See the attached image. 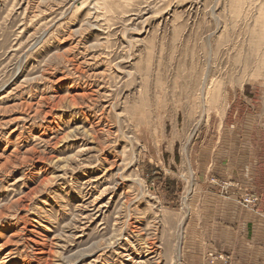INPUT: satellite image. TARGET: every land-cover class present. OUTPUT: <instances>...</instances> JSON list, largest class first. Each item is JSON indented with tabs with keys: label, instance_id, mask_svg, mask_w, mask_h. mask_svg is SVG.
<instances>
[{
	"label": "rangeland",
	"instance_id": "374dc122",
	"mask_svg": "<svg viewBox=\"0 0 264 264\" xmlns=\"http://www.w3.org/2000/svg\"><path fill=\"white\" fill-rule=\"evenodd\" d=\"M224 115L264 148V0H0V264H196Z\"/></svg>",
	"mask_w": 264,
	"mask_h": 264
},
{
	"label": "crops",
	"instance_id": "0c3cea01",
	"mask_svg": "<svg viewBox=\"0 0 264 264\" xmlns=\"http://www.w3.org/2000/svg\"><path fill=\"white\" fill-rule=\"evenodd\" d=\"M222 117L219 136L223 143L206 147V176L214 174L223 180L239 182L242 190L231 194L210 193L199 198V218L192 234L199 236L200 258L196 264H210L207 253L227 256L229 262L215 264H264V148L260 145L256 122L247 117L243 135ZM205 149V148H204ZM213 149V150H212ZM212 150V151H211ZM246 192L256 193L260 201L252 207L240 203Z\"/></svg>",
	"mask_w": 264,
	"mask_h": 264
},
{
	"label": "built area",
	"instance_id": "2783aa9c",
	"mask_svg": "<svg viewBox=\"0 0 264 264\" xmlns=\"http://www.w3.org/2000/svg\"><path fill=\"white\" fill-rule=\"evenodd\" d=\"M241 197L240 203L246 207L254 208V206L260 201V196L256 193L246 192ZM222 258L226 263L228 262L227 257L222 256Z\"/></svg>",
	"mask_w": 264,
	"mask_h": 264
}]
</instances>
